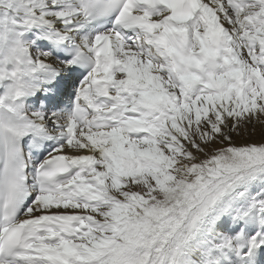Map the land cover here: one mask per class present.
<instances>
[{
  "label": "snow or ice",
  "instance_id": "6c2138e0",
  "mask_svg": "<svg viewBox=\"0 0 264 264\" xmlns=\"http://www.w3.org/2000/svg\"><path fill=\"white\" fill-rule=\"evenodd\" d=\"M0 264H264V0H0Z\"/></svg>",
  "mask_w": 264,
  "mask_h": 264
},
{
  "label": "bare ground",
  "instance_id": "6f19581e",
  "mask_svg": "<svg viewBox=\"0 0 264 264\" xmlns=\"http://www.w3.org/2000/svg\"><path fill=\"white\" fill-rule=\"evenodd\" d=\"M251 142H259L261 140L260 130L257 128L256 133L249 137Z\"/></svg>",
  "mask_w": 264,
  "mask_h": 264
}]
</instances>
